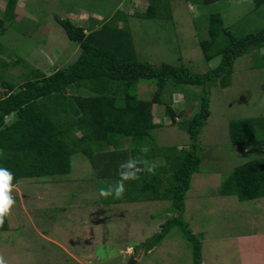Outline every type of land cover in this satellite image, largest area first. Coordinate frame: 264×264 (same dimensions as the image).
Returning <instances> with one entry per match:
<instances>
[{"label": "rangeland", "instance_id": "rangeland-1", "mask_svg": "<svg viewBox=\"0 0 264 264\" xmlns=\"http://www.w3.org/2000/svg\"><path fill=\"white\" fill-rule=\"evenodd\" d=\"M150 3L158 11L152 18L141 17ZM216 13L238 38L264 28V5L257 8L253 0H0V96L5 92L1 81L19 87L40 71L49 75L75 60L79 44L69 39L57 18L88 31L105 21L120 25L130 31L138 60L205 73L221 60H207L200 45L210 38V15ZM262 55L264 46L249 50L235 60L230 85L210 87V115L196 151L201 165L183 213L170 200L115 203L111 196H100V189L113 182L98 176L88 149L87 156L70 155L66 173L25 177L14 185L15 204L4 218L7 229L0 230L5 264H128L131 256L135 264H195L198 255L200 264H264V197L241 201L220 194L222 181L236 166L264 159V146L237 147L229 134L232 120L264 116V66H258ZM156 89L155 80H141L135 92L151 100ZM203 92V87L168 84L162 101L153 104L154 121L161 126L148 139L157 164L164 165V153L175 155L191 144L188 133L166 113L167 104L179 123L199 110ZM137 193L141 195H129ZM175 217L200 240L197 256L194 241L180 225L147 250L154 235Z\"/></svg>", "mask_w": 264, "mask_h": 264}, {"label": "trees", "instance_id": "trees-1", "mask_svg": "<svg viewBox=\"0 0 264 264\" xmlns=\"http://www.w3.org/2000/svg\"><path fill=\"white\" fill-rule=\"evenodd\" d=\"M217 1L202 0L204 4ZM253 2L257 8L264 5V0ZM156 11L150 3L140 16L152 18ZM57 19L80 50L72 63L49 75L40 71L37 78L19 87L1 81L5 89L0 99L1 168L13 174L15 185L23 177L66 173L71 167V154L91 149L98 176L114 184L119 179L120 165L130 158H140L155 166L154 174L143 172L139 180L126 181L123 198L113 197L112 201L170 200L183 213L186 193L201 165L196 151L210 115V87L230 85L235 60L251 49L264 46V28L238 38L225 26L219 13L210 15V38L202 40L200 45L207 60L217 56L221 60L215 69L199 73L185 66L138 60L130 31L111 26L108 21L87 33L69 19ZM1 46L0 43V52ZM259 60L258 66H264V55ZM141 80H155L157 89L151 100L137 96L135 89ZM168 84L203 87L204 92L195 115L179 123L176 111L167 104L166 113L188 133L191 144L178 154L164 153L163 165L157 164V154L149 148L148 138L152 129L161 126L154 121L153 104L162 101L161 94ZM82 87L89 96L69 95L83 91ZM119 98L122 105L116 102ZM14 113L17 119L7 125L6 118ZM229 134L231 143L237 147L264 146V116L232 120ZM125 140L130 141L129 147L125 146ZM168 171L170 174L164 179ZM131 192L141 195H129ZM220 194L235 195L241 201L264 197V159L256 158L236 166L222 181ZM175 225L185 227L188 238L194 241L197 256L201 242L181 217L167 220L147 250L162 241ZM5 229L4 221L0 230ZM194 260L195 264L201 263L199 255Z\"/></svg>", "mask_w": 264, "mask_h": 264}, {"label": "clouds", "instance_id": "clouds-1", "mask_svg": "<svg viewBox=\"0 0 264 264\" xmlns=\"http://www.w3.org/2000/svg\"><path fill=\"white\" fill-rule=\"evenodd\" d=\"M143 172L154 174L155 166L140 158H130L120 165V170L118 171L119 179L114 184L101 188L99 191L100 196L104 198L111 196L115 199H122L126 191L125 182L139 180L140 174ZM13 178V174L8 169L0 168V225L3 224L4 218L10 214L15 204V200L11 195L15 187L12 184ZM0 264H5L3 257H0Z\"/></svg>", "mask_w": 264, "mask_h": 264}, {"label": "crops", "instance_id": "crops-1", "mask_svg": "<svg viewBox=\"0 0 264 264\" xmlns=\"http://www.w3.org/2000/svg\"><path fill=\"white\" fill-rule=\"evenodd\" d=\"M94 17L93 18H95V19H98V20H101L102 19V17L101 16H99L98 14H94L93 15ZM100 23L99 22H96L95 23V25L96 26H98ZM101 26V25H100ZM116 27H118V28H121V26L120 25H116ZM99 28V26L96 28V29H98ZM87 33H89V31L86 29L85 30ZM132 38V37H131ZM133 50H134V53H135V49H134V44H133ZM82 89H83V87H82ZM4 94H2L1 96H3ZM69 95H74V96H89V94L88 93H86V92H84V89H83V91L82 90H80L79 92L77 91V92H72V93H69ZM1 96H0V99H1ZM122 101V102H121ZM116 102H117V104L118 105H122V103H123V100H121L120 98L119 99H117L116 100ZM17 119V117H16V115H15V113L14 114H11V115H9L7 118H6V124L7 125H10V124H12L15 120ZM77 129H74V131H76ZM61 130H59L58 129V132H60ZM83 153V154H85L86 156H87V152L85 153L84 151H82L81 149L79 150V151H77V152H75V153H73V154H71L72 156L74 155V154H76V153ZM46 175H48V174H46ZM49 176H52V175H49ZM34 177H39V176H34ZM23 178H25V177H23ZM21 179V178H20ZM152 249V248H151ZM150 249V250H151ZM134 251H133V253H130L131 255L133 254V255H135L136 254V250H135V248L133 249ZM150 250H148V251H150ZM139 260V259H138ZM137 260V261H138Z\"/></svg>", "mask_w": 264, "mask_h": 264}, {"label": "water", "instance_id": "water-1", "mask_svg": "<svg viewBox=\"0 0 264 264\" xmlns=\"http://www.w3.org/2000/svg\"><path fill=\"white\" fill-rule=\"evenodd\" d=\"M136 260L134 259V257H129V261L128 264H135Z\"/></svg>", "mask_w": 264, "mask_h": 264}]
</instances>
